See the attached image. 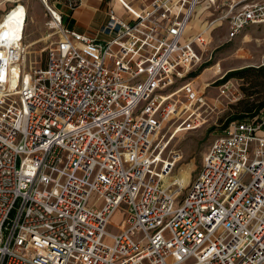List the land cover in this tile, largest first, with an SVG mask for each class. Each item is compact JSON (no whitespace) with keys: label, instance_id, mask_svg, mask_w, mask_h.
<instances>
[{"label":"built area","instance_id":"built-area-1","mask_svg":"<svg viewBox=\"0 0 264 264\" xmlns=\"http://www.w3.org/2000/svg\"><path fill=\"white\" fill-rule=\"evenodd\" d=\"M113 1L125 14L106 5L91 36L41 0L53 39L42 68L25 69L24 19L4 27L19 5L0 19V264H264V103L212 140L187 186L164 181L181 156L156 160L163 125L215 108L191 77L206 30L185 37L202 0ZM227 7L215 21L228 40L264 25V0ZM217 89L241 99L230 81Z\"/></svg>","mask_w":264,"mask_h":264},{"label":"rangeland","instance_id":"rangeland-1","mask_svg":"<svg viewBox=\"0 0 264 264\" xmlns=\"http://www.w3.org/2000/svg\"><path fill=\"white\" fill-rule=\"evenodd\" d=\"M94 1L99 2V0ZM106 1L110 2L111 5L117 4L120 10L123 11V8L117 2L113 0ZM127 1L130 2L131 9L134 11H139L134 5L141 6L144 3V0ZM212 1L213 3L210 4L207 0H202L201 5L195 9V14L191 19L194 21L192 34L205 31L210 23L217 20L225 13L231 1L237 0ZM68 2H72L76 7L79 5L80 0H48L50 5H55L59 10L60 6L68 4ZM103 2H105V0H102V3ZM247 2H249V0H247ZM9 3L10 6L7 7V10L5 12H0V19H2L10 9L19 5L12 10L8 17H6L4 27L8 32L17 33L20 27L19 24L24 19L23 41L25 44V69L28 70L30 67L42 68L45 60L46 47L53 39H49V32L45 27L47 16L41 0H11ZM144 7L145 6L140 9ZM120 10H116L117 14L120 13ZM24 15L26 16V20ZM205 35L209 41L207 51L203 53L201 66L197 71L191 73V77L197 74L201 68L205 67L203 69L205 72L202 74V79L205 80H202L201 77L196 79L198 76H194L195 80L193 81V85L195 87L199 86L200 91H203L205 84L210 85L204 92V97L207 103L215 108H201L199 114L202 123L199 128L182 131L176 134V131L180 127L179 124L189 114L179 112V115L174 117L173 120L163 125L156 141V145L159 146V149H162L164 143L168 142L172 137L167 148L161 155V161H171L174 156L173 154L181 156L178 158L176 165L167 177L170 178L171 182L175 181L182 187L187 186V184L192 182L195 178L201 167L202 159L208 146L226 127V125H224L225 120L233 115L244 114L246 107L256 106L264 100V70L262 72L252 71L243 80L236 78L228 80L232 84L237 85L239 93L241 94V99L233 104H228L226 101L218 99L217 88L219 85H214V83L232 71L247 67L255 69L261 67L264 69L262 66V62L264 63V25L250 26L237 38L228 40L226 38V21H215L207 29ZM187 36H191V34H186L185 37L187 38ZM181 84V82H177L174 89L178 88ZM174 96L175 94L170 96V98ZM179 110L180 108H177V112ZM253 116L254 115L244 116L240 119H252ZM193 120L194 117L190 119L191 122L189 124L193 125ZM189 124H187L185 128H188V126H190ZM159 165H162V162H160ZM186 193L187 189L185 188L182 190L180 198H183ZM123 218L124 206L115 213L111 220V225L107 230L112 234L117 233V229L113 224H120Z\"/></svg>","mask_w":264,"mask_h":264},{"label":"crops","instance_id":"crops-1","mask_svg":"<svg viewBox=\"0 0 264 264\" xmlns=\"http://www.w3.org/2000/svg\"><path fill=\"white\" fill-rule=\"evenodd\" d=\"M151 1L152 0H144V3L141 6L140 5H134V6L136 9L140 10L141 7L146 6ZM9 2H11V0H0V12H5L7 10V7L10 6ZM106 5H111V3L107 2L106 0L103 3H102V0H99V2L94 1V0H80L79 5L76 6L73 10L69 9L67 4H65L63 6H60V10L58 9V11L62 14V19L67 29L79 31V32L92 36L94 32L102 24L106 22V16L104 13V9ZM112 5L114 6L116 10L117 9L120 10L117 4L116 5L112 4ZM119 12L120 13H118V15L120 16L125 14L124 10L123 11L120 10ZM193 26H194V21L191 20L186 29V34L188 35L196 34V33L192 34ZM194 30L197 31L196 29ZM204 72L205 71L200 73V75H197L198 77H196V79L200 77L202 79V74ZM194 80L195 79H193V81ZM202 80H205V79H202ZM193 87L195 86L193 85ZM196 88L200 89L199 86H197Z\"/></svg>","mask_w":264,"mask_h":264},{"label":"trees","instance_id":"trees-1","mask_svg":"<svg viewBox=\"0 0 264 264\" xmlns=\"http://www.w3.org/2000/svg\"><path fill=\"white\" fill-rule=\"evenodd\" d=\"M205 67L201 68V70L195 74L194 76H197L199 75L203 69ZM264 69H262L261 67L260 68H251V67H247V68H243V69H240V70H236V71H232V72H229L227 73L221 80L217 81L216 83H214V85H220L230 79H233V78H236V79H245L248 74L252 71H256V72H262ZM193 76V77H194ZM263 103H264V100L260 103H258L256 106H250V107H246L245 109V113L242 114V115H233V116H230L229 118H227L224 122V125H227L228 123H230L231 121L235 120V119H240L244 116H252L254 114H256L263 106Z\"/></svg>","mask_w":264,"mask_h":264},{"label":"bare ground","instance_id":"bare-ground-1","mask_svg":"<svg viewBox=\"0 0 264 264\" xmlns=\"http://www.w3.org/2000/svg\"><path fill=\"white\" fill-rule=\"evenodd\" d=\"M189 23H190V22H189ZM188 25H189V24H188ZM187 27H188V26H187ZM202 32L205 33V31H202ZM206 32H207V28H206ZM172 95H173V94H172ZM172 95H170V96H172ZM170 96H169L168 98H170ZM188 122H189L188 119H186L185 122H184L182 125H180L181 128H180V127L178 128V130L176 131V134L179 133V132H182V131H186V130H194V129H197V128H199L200 124L202 123V122H201L200 124L195 125V126H192V124H189L190 126H188V128H185V126L188 124ZM171 138H172V137H171ZM171 138L169 139L168 142L164 143L163 148H162L163 151L167 148V146H168V144H169ZM162 153H163V152H162ZM156 160H158V161L162 160V159H161V156H158ZM177 160H178V158H177L176 161H175V165H176V163H177ZM175 165H174V166H175ZM163 178H164V181L169 182V183H172V182L170 181V178H168L166 175H163ZM174 182H175V181H174ZM177 184H178V183H177ZM178 185H179V184H178Z\"/></svg>","mask_w":264,"mask_h":264}]
</instances>
